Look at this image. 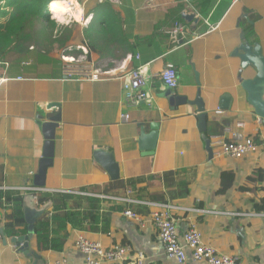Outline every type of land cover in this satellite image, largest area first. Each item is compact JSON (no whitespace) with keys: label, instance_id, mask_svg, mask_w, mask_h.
<instances>
[{"label":"crops","instance_id":"crops-1","mask_svg":"<svg viewBox=\"0 0 264 264\" xmlns=\"http://www.w3.org/2000/svg\"><path fill=\"white\" fill-rule=\"evenodd\" d=\"M71 1L80 9L82 46L88 59L94 66L113 70V75L100 81L62 78L57 53L43 62L0 60L9 64L0 65V77L5 78L0 82V187L34 184L44 144L40 125L49 111L59 121L44 186L92 192L106 189L122 196L130 191L135 202L98 201L97 214L101 219L104 216L105 230L101 229L102 220L96 230L86 219L81 227L66 222V238L60 248L44 251L34 240L40 223L49 220L50 239L61 243V221L52 222L51 217L66 210L84 213L89 204L83 197H96L72 194L66 207H61L49 200L50 195H40L46 198L40 203L32 194H24L31 195L37 208L51 202L34 225L28 248L35 255L30 257L18 252L12 237L6 235L12 206L0 202V224L7 239L6 244L0 239V264H83V254L74 246L78 234L104 246L128 244L133 252L141 251L148 264H167L171 260L151 223L145 221L141 226L121 213L134 205L131 210L147 220L149 208L144 201L181 208L172 212L181 243L182 233L194 220L205 244L236 256L242 264H264V212L241 209L264 197V181L256 179L264 173V124L262 118L261 123L257 121L260 117L241 88L242 76L250 78L254 70L239 73L240 61L232 54L244 32L245 40L259 43L264 55V0ZM184 14L192 17L184 18ZM176 22L182 31L173 32ZM167 63L173 64L178 74L172 95L187 94L193 99L200 89L207 111L204 131L197 127L194 107L170 101L167 96L168 88L159 78ZM139 65L149 78V98L126 108L120 100L121 77ZM225 93L232 98L229 110L217 104ZM49 103L58 105L47 110ZM217 110L221 113H215ZM125 112L130 118L122 121ZM239 123L241 127H237ZM236 128L252 137L258 150L239 158H209L203 137L223 136L226 129ZM154 129L158 135L155 149L141 151V130L149 133ZM96 148L114 153L119 167L117 189L113 188L117 180L94 159ZM224 171L232 173V180L221 191ZM169 172L176 182L173 187L164 185V174ZM23 227L26 231L21 234H27L26 222L20 229ZM186 264L203 263L189 257Z\"/></svg>","mask_w":264,"mask_h":264},{"label":"built area","instance_id":"built-area-1","mask_svg":"<svg viewBox=\"0 0 264 264\" xmlns=\"http://www.w3.org/2000/svg\"><path fill=\"white\" fill-rule=\"evenodd\" d=\"M107 1L112 2L113 0ZM210 29H214V27L210 26ZM179 31H182V25L176 22L173 32ZM74 50H81V53L76 56L74 53L78 52ZM135 58L139 59V55L136 54ZM60 59L62 78L100 81L112 77L113 75V70L111 69L107 70L99 66H94L93 62L87 57L86 47L82 45L64 47L63 51L60 53ZM0 65L6 67L9 64L5 61L0 62ZM121 78L122 86L120 100L126 108L135 107L148 100L149 92L147 85L149 78L144 72V67L142 65L133 67ZM159 78L162 83L170 89H174L178 85V74L175 66L171 63H167L159 71ZM4 80L5 78L0 77V82ZM215 113H221V111L217 110ZM120 117L122 121H127L130 118V114L125 112L121 114ZM257 121L259 123L262 122L260 118H258ZM241 126V123L237 124V127ZM210 145L212 147L213 157L239 158L244 154L256 152L258 150V145L253 138L247 136L242 131L238 130V128L235 130L226 129L223 136L211 137ZM0 190L4 192H16L22 196L26 193H30L36 201H38V197L42 194L52 196L55 194L68 193L77 194L79 196H93L105 203L121 202L124 204H131L135 202V200L130 197V191L127 192L126 196H122L106 194L102 191L92 192L90 190L75 191L61 188H48L30 183L12 187L2 186ZM2 202L6 206H12V204L6 202L4 198H2ZM144 204L149 208L147 220H143L138 213L128 207L123 209L121 213L126 218L135 220L141 226H144L145 221L151 223L157 231L166 255L171 260L167 264H186L189 257L203 264H242L236 256L220 252L211 245L205 244L202 240V232L194 220H190L187 230L182 233L183 243H181L176 228V218L172 213L173 210L181 208L164 202L144 201ZM182 209L191 211V208L188 207H183ZM233 215L243 214L233 213ZM2 229L3 227L0 224V239L4 237V232H1ZM74 246L83 254V264H101L104 261H112L115 263L126 262V264H148L145 255L141 251L133 252L131 246L128 244L104 246L99 240L88 238L83 234H78L74 240ZM186 249L189 250V254L186 253ZM55 264H59V262L57 261Z\"/></svg>","mask_w":264,"mask_h":264},{"label":"trees","instance_id":"trees-1","mask_svg":"<svg viewBox=\"0 0 264 264\" xmlns=\"http://www.w3.org/2000/svg\"><path fill=\"white\" fill-rule=\"evenodd\" d=\"M79 1V0H78ZM51 0H0V60H4L5 56L9 53L19 55L17 58L13 59V64H19L21 61H28L30 59H38V61H48L51 57L50 55H44L38 51H29L27 49V44L32 42L34 35L32 33L36 27L37 23L46 22L48 25H54L55 22L51 20L47 5L49 6ZM52 14H57L52 12ZM250 32L248 31L247 35ZM82 32L77 22H73L70 28L69 35L65 37L62 42V46L59 49L67 46L82 45ZM75 52H79L74 50ZM59 56V53H57ZM232 173L224 171L221 173V186L220 190L223 191L227 188L228 182L232 180ZM257 180L264 181V173L257 175ZM117 180L113 183V188L119 185ZM164 185L167 187H173L176 185L173 179V173L164 174ZM116 187L115 189H117ZM125 190V189H124ZM102 192L106 194H116L109 190L104 189ZM72 194H55L52 195L49 200L56 203V206L66 207L65 202L72 198ZM2 198L6 202L12 204V213L8 218V222L5 224L6 235L10 237H16L26 230L24 227L20 229L25 222L23 210L21 206L22 195L16 192H0V202L2 203ZM82 198V197H81ZM88 204L89 210L84 213L78 211H61L57 212L51 217L52 222L56 220L61 221V228L64 230V236L61 243H54L50 239L49 232V220L42 221L38 228L35 229L36 238L34 239L41 250H48L52 248H60L59 245L65 240L66 228L65 223L70 222L76 227H81L83 221L86 219L90 224L94 225V230L97 229L99 222L102 220L101 229L105 230L104 216L99 217L98 211V198H87L83 197ZM46 198H39V202H43ZM131 209H135L136 206H129ZM243 210H250L252 212L261 213L264 212V197L259 201H252L247 208H241ZM137 210V209H136ZM59 211V210H58ZM78 225V226H77ZM20 233V234H19Z\"/></svg>","mask_w":264,"mask_h":264},{"label":"water","instance_id":"water-1","mask_svg":"<svg viewBox=\"0 0 264 264\" xmlns=\"http://www.w3.org/2000/svg\"><path fill=\"white\" fill-rule=\"evenodd\" d=\"M184 18H190L192 15L184 14ZM241 43L237 45L232 54L235 55L240 61L239 73L245 70L253 69L254 75L250 78H243L241 80V88L246 94L247 101L253 107V110L257 116L262 118L264 124V55L262 53V48L259 43L250 44L245 40L244 32H241L240 36ZM240 75V74H239ZM197 84H199L197 73L195 72ZM168 88V87H167ZM167 96L170 101L176 103L184 104L189 107H194L196 110L195 118L197 120V127L204 131L205 119L207 116V111L205 107V100L202 98L200 89L196 90L195 97L193 99L188 98L187 94L181 96H174L171 93V89H167ZM214 96L211 94L209 99L213 101ZM231 96L229 94H222L218 99V108L229 110L231 105ZM56 103H49L46 106L47 110L52 109ZM50 112H46L44 116V122L40 125L43 137V152L41 158L38 161V170L34 175V184L38 186H44L46 179V172L49 166L52 165V158L54 155V139H55V129L59 121V117L51 116ZM156 129L149 133H145L141 130L140 137L138 139V146L141 151L152 152L156 147L157 141ZM205 141V147L208 152L209 158H212V147L210 146V138L203 137ZM94 159L98 162L110 175L112 180L119 179V167L115 160L114 153L112 151H107L103 148H96L93 152ZM36 179V180H35ZM38 179V180H37ZM51 204L48 201L44 206L37 208L33 201L31 195H24L22 202V209L25 222L27 224V234L13 237L10 241L16 244L17 251L23 253L25 256H34V252L30 251L28 248L29 240L32 237L34 231V225L37 219L45 213ZM3 233V229L1 230ZM2 241L6 244L7 239L5 236Z\"/></svg>","mask_w":264,"mask_h":264},{"label":"rangeland","instance_id":"rangeland-1","mask_svg":"<svg viewBox=\"0 0 264 264\" xmlns=\"http://www.w3.org/2000/svg\"><path fill=\"white\" fill-rule=\"evenodd\" d=\"M47 8L49 12H51L48 5ZM71 12L72 14L70 12H60L56 15L51 13L50 18L55 22L54 25H48L46 22L37 23L35 29L33 30L34 33H32L34 38L32 39L31 43L27 44V49L32 52L38 51L44 55H53V53H59V60L61 61L60 53L63 51V48L59 51L62 46L61 40L69 35L73 22H77L79 24V21H81L80 17L78 16V12L75 13L73 10ZM80 53L81 50L74 54L78 56ZM18 56L19 55L9 53L5 56V59L12 61Z\"/></svg>","mask_w":264,"mask_h":264},{"label":"bare ground","instance_id":"bare-ground-1","mask_svg":"<svg viewBox=\"0 0 264 264\" xmlns=\"http://www.w3.org/2000/svg\"><path fill=\"white\" fill-rule=\"evenodd\" d=\"M70 0H51L50 5L48 6L50 11L59 14L60 12H70L72 14V10L76 13H80L79 6L73 1L71 4ZM73 4V5H72ZM261 119V118H260Z\"/></svg>","mask_w":264,"mask_h":264}]
</instances>
